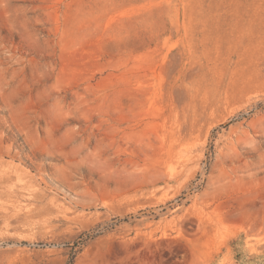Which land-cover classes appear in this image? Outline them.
<instances>
[{
    "label": "rangeland",
    "instance_id": "rangeland-1",
    "mask_svg": "<svg viewBox=\"0 0 264 264\" xmlns=\"http://www.w3.org/2000/svg\"><path fill=\"white\" fill-rule=\"evenodd\" d=\"M0 264H264V0H0Z\"/></svg>",
    "mask_w": 264,
    "mask_h": 264
}]
</instances>
